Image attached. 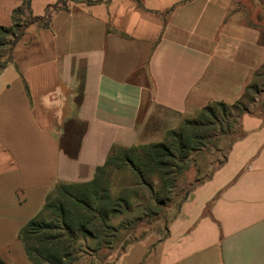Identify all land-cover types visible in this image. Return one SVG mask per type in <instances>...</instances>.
I'll return each mask as SVG.
<instances>
[{
  "label": "crops",
  "instance_id": "crops-1",
  "mask_svg": "<svg viewBox=\"0 0 264 264\" xmlns=\"http://www.w3.org/2000/svg\"><path fill=\"white\" fill-rule=\"evenodd\" d=\"M57 1L0 0V25ZM263 65L264 0H66L46 26L27 24L0 70V261L33 264L18 233L55 184L238 101ZM239 124L166 234L124 244L112 264H264V101Z\"/></svg>",
  "mask_w": 264,
  "mask_h": 264
},
{
  "label": "trees",
  "instance_id": "trees-1",
  "mask_svg": "<svg viewBox=\"0 0 264 264\" xmlns=\"http://www.w3.org/2000/svg\"><path fill=\"white\" fill-rule=\"evenodd\" d=\"M64 2L58 0L57 3L47 7L43 16L28 15L22 23L16 19V15L21 12L17 9L14 11L11 25H0V56L5 51L7 52V57L0 61V70L6 65L8 53L24 27L31 22H39L42 26H46L50 12L57 7L64 6ZM25 7L28 9V4ZM248 88L249 85L245 88L244 94ZM237 102L227 104L212 101L208 103L197 112L199 115L197 120H182L178 129L166 131L160 142L129 147H111L105 162L95 169L94 176L89 181L55 184L47 193L41 211L19 230L18 235L23 243L27 258L33 264H71L82 255L87 254V251H91L96 256L100 250L108 248L117 239L118 231L122 225L120 223L112 224L109 221L111 218L120 216L124 210L128 209L130 203L122 195H112L107 186L100 181V173L110 166L125 165L137 173L140 181L149 190H152L150 181L152 177H155L161 183V187L166 189L174 184L183 171L189 168L186 156L191 150L199 152L198 146L201 145L202 136L209 129L218 126L220 134L224 133L225 128L227 134L231 133L230 125H221V121H218L214 114V109L224 110L225 107ZM245 111L248 110L243 109L239 117ZM238 133L239 135L230 141L227 151L233 141L242 134L240 124ZM135 150L143 151L144 158H140L139 155L134 158L130 152ZM226 154L227 152L222 162L225 160ZM116 161L120 164L115 163ZM190 189L184 194L181 202L186 198ZM150 200L155 204L163 205L164 203L163 200ZM44 211H49L48 218L40 216ZM139 237L125 241L121 247ZM0 264L5 263L0 261Z\"/></svg>",
  "mask_w": 264,
  "mask_h": 264
},
{
  "label": "rangeland",
  "instance_id": "rangeland-1",
  "mask_svg": "<svg viewBox=\"0 0 264 264\" xmlns=\"http://www.w3.org/2000/svg\"><path fill=\"white\" fill-rule=\"evenodd\" d=\"M26 19L27 16L19 19V22L22 23ZM5 57H7L6 51L0 56V61ZM263 101L264 65L253 75L248 90L237 103L225 107L224 110L221 108L214 109V114L218 121H221V125H230L229 131L231 133L227 134L225 128L224 133L220 134L218 126L209 129L202 136L201 145L198 146L199 152L191 150L186 156L189 168L183 171L174 181V184L166 189H163L161 183L152 177L150 178L152 190H149L140 181L137 173L124 164L120 167L110 166L100 173V181L107 186L111 194L124 196L130 206L120 216L111 218L109 221L112 224L120 223L122 225L118 231L117 239L108 248L100 250L96 256L91 251H87V254L82 255L71 264H112L114 256L125 241L149 232L163 237L167 224L175 215L184 194L192 186L208 178L210 173L222 162L230 141L239 135V114L243 109L258 112ZM198 116L197 113L190 120H197ZM130 154L134 158L137 155L144 158V153L141 150H135ZM115 163L120 164L118 161ZM150 199L163 200L164 203L163 205L155 204ZM40 216L48 218L49 211L42 212Z\"/></svg>",
  "mask_w": 264,
  "mask_h": 264
}]
</instances>
